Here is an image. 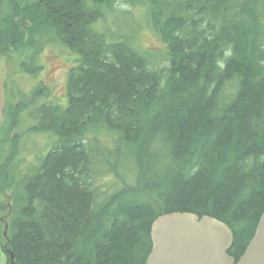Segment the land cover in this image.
<instances>
[{"label":"trees","instance_id":"trees-1","mask_svg":"<svg viewBox=\"0 0 264 264\" xmlns=\"http://www.w3.org/2000/svg\"><path fill=\"white\" fill-rule=\"evenodd\" d=\"M118 1L145 5L164 49L94 27ZM47 43L78 63L61 101L43 85L23 101L49 149L18 155L23 103L0 127L6 264H146L170 212L225 222L237 261L264 210V0H0V56L34 62Z\"/></svg>","mask_w":264,"mask_h":264},{"label":"rangeland","instance_id":"rangeland-1","mask_svg":"<svg viewBox=\"0 0 264 264\" xmlns=\"http://www.w3.org/2000/svg\"><path fill=\"white\" fill-rule=\"evenodd\" d=\"M115 7L117 11L109 10L105 12L103 18H100L94 24V27L101 28L108 34L106 37L109 42L126 37L132 40L134 45H139L140 48H144L147 52H158L164 49V44L159 40L154 28L145 20L144 4L138 3L135 6H131L118 1L115 3ZM77 58L78 55L66 51L59 43L45 44L34 62L26 60V57L20 58L14 54L12 58L1 55L0 127L6 121H9L10 104L12 103L18 108L19 103H23V101L32 97V91L38 88L39 85L46 87L43 92L51 93L47 98L51 97L56 102L65 98L68 69L78 63ZM164 63V59L160 58L159 64ZM38 65L41 68L37 70ZM45 99L40 96L34 103L37 104ZM27 105L24 104L15 115L16 122L12 125L13 127L10 131V134L17 138L18 155L24 156L23 162L25 164L32 162L36 154L44 153L53 143V139L49 135L28 134L30 133L28 131L30 128L36 127V122L33 119L35 113L34 105L32 103ZM18 171L19 168L17 173ZM22 171L23 167L20 168V172ZM110 181V176H104L99 179V182L105 184L110 183ZM2 199H4V194H2ZM6 211V208H4V212ZM7 261L8 255L0 245V264H6Z\"/></svg>","mask_w":264,"mask_h":264},{"label":"water","instance_id":"water-1","mask_svg":"<svg viewBox=\"0 0 264 264\" xmlns=\"http://www.w3.org/2000/svg\"><path fill=\"white\" fill-rule=\"evenodd\" d=\"M150 239L146 264H264V210L237 261L228 254L231 228L209 215L163 213L151 223Z\"/></svg>","mask_w":264,"mask_h":264}]
</instances>
